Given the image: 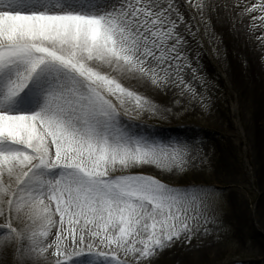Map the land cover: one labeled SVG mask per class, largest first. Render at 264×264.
Instances as JSON below:
<instances>
[{
	"label": "snow or ice",
	"instance_id": "snow-or-ice-1",
	"mask_svg": "<svg viewBox=\"0 0 264 264\" xmlns=\"http://www.w3.org/2000/svg\"><path fill=\"white\" fill-rule=\"evenodd\" d=\"M187 4L264 47V0ZM192 20L176 0H0V253L12 264L49 249L55 264H140L209 222L213 189L131 171H183L199 141L137 134L121 117L160 111L125 81L192 91Z\"/></svg>",
	"mask_w": 264,
	"mask_h": 264
},
{
	"label": "rangeland",
	"instance_id": "rangeland-1",
	"mask_svg": "<svg viewBox=\"0 0 264 264\" xmlns=\"http://www.w3.org/2000/svg\"><path fill=\"white\" fill-rule=\"evenodd\" d=\"M176 2L186 18L195 15L194 35L185 34L191 68L184 75L192 91L125 81L129 90L160 111L139 112L129 106L127 114L121 110V117L137 134L164 140L195 138L199 143L183 171H131L152 175L170 187L196 185L214 191L204 202L209 222L201 220L199 232L140 264H264V72L255 80L248 74L246 57L238 58L232 49L229 38L240 27L238 21L227 20L222 11L206 10L200 22V14L187 0ZM218 15L223 19L218 21ZM256 65L264 70V51ZM4 259L3 264H12L10 255Z\"/></svg>",
	"mask_w": 264,
	"mask_h": 264
},
{
	"label": "bare ground",
	"instance_id": "bare-ground-1",
	"mask_svg": "<svg viewBox=\"0 0 264 264\" xmlns=\"http://www.w3.org/2000/svg\"><path fill=\"white\" fill-rule=\"evenodd\" d=\"M222 13L224 12L222 11ZM226 19L228 20L229 17L226 16ZM229 41L232 42V49L238 54L239 56L238 58H240L241 56L246 57L248 63V67H247L248 74H251V76L255 80L258 79L259 75H263L264 70L256 65V57H258L261 54V52L264 51V47H262L260 43L253 36L249 35L247 30L244 28V26L240 24V27H238L235 30L234 34L230 35ZM133 82L136 81L133 80ZM260 93L258 95L259 101L262 98ZM263 95L264 94L262 92V96ZM257 117L258 119H261V115H257ZM52 250L54 251V249H49V251L44 254L46 260L41 259L40 264H55L56 257L52 256L51 253ZM4 257L5 255L3 253H0V264L4 263L3 262V260H5Z\"/></svg>",
	"mask_w": 264,
	"mask_h": 264
}]
</instances>
